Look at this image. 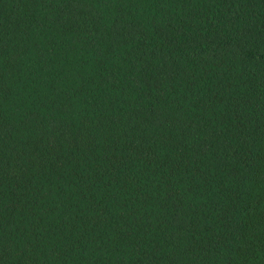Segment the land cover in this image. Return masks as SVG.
<instances>
[{
  "label": "trees",
  "instance_id": "16d2710c",
  "mask_svg": "<svg viewBox=\"0 0 264 264\" xmlns=\"http://www.w3.org/2000/svg\"><path fill=\"white\" fill-rule=\"evenodd\" d=\"M0 264H264V0H0Z\"/></svg>",
  "mask_w": 264,
  "mask_h": 264
}]
</instances>
